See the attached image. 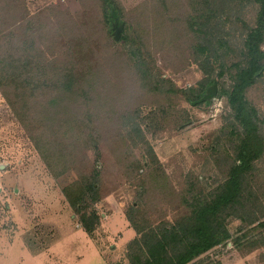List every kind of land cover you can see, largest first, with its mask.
<instances>
[{
    "label": "rangeland",
    "instance_id": "obj_1",
    "mask_svg": "<svg viewBox=\"0 0 264 264\" xmlns=\"http://www.w3.org/2000/svg\"><path fill=\"white\" fill-rule=\"evenodd\" d=\"M143 1L112 0L117 16L107 18L104 0H0V264H36L30 252H46L70 230L78 233L61 249L71 256L53 253L50 264H67L68 257L131 264L128 244L137 231L130 215L141 228L183 220L191 212L186 200L194 192L204 198L227 176L228 153L243 137L228 97L218 95L233 86L228 70L221 73L214 63L216 92L209 100L183 92L207 78L195 59L201 40L189 29V16L206 5ZM215 1L211 21L232 47L229 62L246 63V41L262 37L264 49L262 6ZM259 27L263 34L253 35ZM73 75L87 94L58 88ZM247 98L264 118V73ZM53 99L61 112L52 121L43 106ZM54 140L58 145L50 148ZM259 167L264 203V164ZM95 170L101 200L80 203L88 215L100 214L90 235L64 188ZM85 191L74 189V197ZM261 221L247 225L230 217L233 237L189 264H264Z\"/></svg>",
    "mask_w": 264,
    "mask_h": 264
},
{
    "label": "trees",
    "instance_id": "obj_2",
    "mask_svg": "<svg viewBox=\"0 0 264 264\" xmlns=\"http://www.w3.org/2000/svg\"><path fill=\"white\" fill-rule=\"evenodd\" d=\"M256 1L262 6L260 13L262 21L264 20V0ZM104 3L110 8V11L105 8L107 18L108 15L117 16V8L113 6L112 0H104ZM203 5H206V8L204 6V10H200L202 14L198 10L194 16H189L191 17L189 29L201 40L197 46L195 59L207 78L199 84V88L190 87L183 92L187 97L188 94L198 97L204 93L203 98L211 99L215 93L212 78L213 67L215 62H219L221 73L228 70L233 86L222 89L218 95L228 97L235 119L243 127V130L238 133L239 138L243 137L240 145L234 147L235 152L228 153L227 176L218 186L212 192L207 193L204 198L199 197L200 192H194L192 198L186 200L191 207L188 217L176 222L164 221L156 226L141 228L131 215L129 216L137 231L136 237L128 244L127 255L131 264H189L213 247L227 243L233 237L227 225L230 217L241 219L247 225H252L264 217V203L262 195L258 193L260 188L257 183V177L263 175L259 165L264 164V132L261 128L264 118L261 117L260 110L252 105L247 98V91L258 82L259 77L264 73V49L261 44L263 38H255L254 44L245 42L244 48H248V56H251L246 58V63H230L228 59L232 47L222 28L217 29L218 25L211 21L217 15L216 1L199 0V9ZM211 28L215 31H211ZM253 33V35L261 36L262 28L255 29ZM3 62H6V58L1 64ZM91 73L94 77H99V73L93 71ZM86 76L90 77V74L87 73ZM80 78L83 79V77ZM89 81H86L88 88L92 85ZM82 85L79 77L73 75V77L62 79L58 88L64 87L66 95L78 96L80 92L83 94L89 92V90L83 89ZM9 101L13 106V101ZM54 103L57 104L55 99L43 106L45 117L52 121L61 112L57 110ZM61 114L65 117L72 116L70 115L72 111L64 110ZM55 125L64 126L62 123H55ZM47 127L49 126L47 125ZM233 127L235 128V124ZM234 128L231 133L236 131ZM57 145L58 143L54 140L48 146L51 148ZM48 163L53 166L51 162L48 161ZM98 177L99 174L95 170L94 177H87V179L82 177L75 183H71L70 187L64 188L70 206L90 235L94 234L100 223V214L94 209L88 215L80 203L86 202L87 198L93 204L101 200L97 185ZM81 183L85 187H81L79 185ZM76 188L82 191L86 190L85 193L88 196L86 197L84 193L82 197L76 199L73 192ZM259 225L264 226V221H261Z\"/></svg>",
    "mask_w": 264,
    "mask_h": 264
},
{
    "label": "crops",
    "instance_id": "obj_3",
    "mask_svg": "<svg viewBox=\"0 0 264 264\" xmlns=\"http://www.w3.org/2000/svg\"><path fill=\"white\" fill-rule=\"evenodd\" d=\"M80 230V229H79ZM77 230V231H79ZM84 230V229H83ZM83 230H80L82 231L81 233H83L84 235H89L86 231H83ZM86 234H85V233ZM73 233H78V232H74V231H66L65 233H59L57 239L49 246L47 247V251L46 252H42V253H39V254H32L30 251V254L33 256V259L36 261V264H50L51 263V255L53 253H57L56 255L58 254H61V253H68L70 254L68 251H64L62 250L61 248H63L62 244L65 243V241H69V239L71 238V235ZM60 248V249H59ZM97 248H95V245L92 244L89 245V250H90V253L94 254V251H96ZM83 253H84V250H83ZM71 256V254H70ZM59 257H61L59 255ZM69 258V261H67L68 263L67 264H85V260H83L81 263L80 262H77V259L76 258H72V257H68ZM54 263V262H52ZM96 264V263H95ZM100 264H111L109 262H106V261H101Z\"/></svg>",
    "mask_w": 264,
    "mask_h": 264
},
{
    "label": "water",
    "instance_id": "obj_4",
    "mask_svg": "<svg viewBox=\"0 0 264 264\" xmlns=\"http://www.w3.org/2000/svg\"><path fill=\"white\" fill-rule=\"evenodd\" d=\"M119 32H120V30L117 31V36H118ZM215 92H216V88H215Z\"/></svg>",
    "mask_w": 264,
    "mask_h": 264
}]
</instances>
